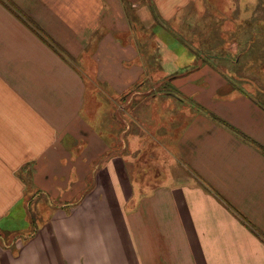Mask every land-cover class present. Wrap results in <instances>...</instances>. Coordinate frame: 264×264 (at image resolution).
I'll use <instances>...</instances> for the list:
<instances>
[{"label":"crops","instance_id":"obj_1","mask_svg":"<svg viewBox=\"0 0 264 264\" xmlns=\"http://www.w3.org/2000/svg\"><path fill=\"white\" fill-rule=\"evenodd\" d=\"M12 1L63 52L0 4V264H264L263 88L202 66L141 113L107 112L146 68L122 1ZM30 199L50 218L2 240Z\"/></svg>","mask_w":264,"mask_h":264},{"label":"rangeland","instance_id":"obj_2","mask_svg":"<svg viewBox=\"0 0 264 264\" xmlns=\"http://www.w3.org/2000/svg\"><path fill=\"white\" fill-rule=\"evenodd\" d=\"M121 1L122 13L126 10V17L135 32L130 36L121 34V40L134 44L133 36L136 35V48L138 47L140 51L137 53V63L146 64V68L145 71L140 72L138 86L125 91L118 104L114 107L109 105L102 107L103 103H101L97 111H101L102 107V110L107 112L115 111L126 115L130 108H135L138 111L135 112L136 114L141 113L140 111H145L146 103L150 100L147 97L164 93L177 95L176 88L171 85L172 80L202 66H210L218 74L230 79L240 90L247 88L252 92L261 88L264 90V0ZM0 4L10 13H14L19 21L26 23L33 33L43 37L45 33L41 28L34 24L33 20L12 0H9V3L0 0ZM124 18H121L123 24L128 23L127 18ZM125 31L122 30V33ZM156 36H159V39ZM175 64L179 67L178 71L177 69L170 71ZM160 65L164 68L163 73ZM165 72L169 74L165 76ZM141 80L144 81L140 83ZM124 118L128 121L126 117ZM138 170L142 174L147 173L148 176L155 173V168ZM150 183L147 181L146 185L141 184L142 189L154 185ZM134 202L133 200L124 202L120 209V213L126 214L121 215L122 223L137 222L127 215L133 208ZM37 203H42L43 208L37 209L30 199L25 218L22 217L23 220L14 222L10 226L16 230V233L9 230L2 235V240L7 242L17 236L23 238V235L28 234L29 231L31 235L42 228L50 218L51 210L45 202L40 200ZM88 218L85 217V222ZM75 223L77 222H74L73 227L79 225ZM68 234L69 239L81 240L80 232ZM82 234V239L114 238L111 232ZM39 237L43 238V232L39 233ZM48 238L59 237L54 236L53 233V236L47 234Z\"/></svg>","mask_w":264,"mask_h":264},{"label":"trees","instance_id":"obj_3","mask_svg":"<svg viewBox=\"0 0 264 264\" xmlns=\"http://www.w3.org/2000/svg\"><path fill=\"white\" fill-rule=\"evenodd\" d=\"M6 3H9V0H4ZM3 3V2H2ZM4 5H6L5 3H3ZM6 7H7V5H6ZM11 10V9H10ZM14 14V13H13ZM15 15V14H14ZM16 16V15H15ZM43 36V35H42ZM44 38H42L45 42H47L49 45H50V47L53 49V50H55V51H57L58 53L59 52H63L61 49H59V47H58V45H56L55 43H53L50 39H48V38H45V36H43ZM40 38H41V36H40ZM252 142V141H251Z\"/></svg>","mask_w":264,"mask_h":264}]
</instances>
